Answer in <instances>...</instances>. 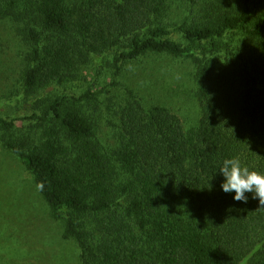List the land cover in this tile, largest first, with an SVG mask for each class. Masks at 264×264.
Instances as JSON below:
<instances>
[{"label": "trees", "instance_id": "16d2710c", "mask_svg": "<svg viewBox=\"0 0 264 264\" xmlns=\"http://www.w3.org/2000/svg\"><path fill=\"white\" fill-rule=\"evenodd\" d=\"M0 23L24 44L32 107L0 116V129L29 120L44 128L39 142L2 143L66 221L64 238L80 242L83 264H264V207L252 193L243 202L224 192L219 170L238 158L264 174V0H0ZM107 52L116 76L146 54L190 60L198 120L187 128L130 84L119 83L124 98L107 110L92 88L35 99ZM113 109L114 142L100 126Z\"/></svg>", "mask_w": 264, "mask_h": 264}, {"label": "rangeland", "instance_id": "374dc122", "mask_svg": "<svg viewBox=\"0 0 264 264\" xmlns=\"http://www.w3.org/2000/svg\"><path fill=\"white\" fill-rule=\"evenodd\" d=\"M14 38L10 23H0V116L30 114L32 108L23 89L26 50ZM180 40L185 39L180 35ZM190 62L169 54L151 53L127 64L124 73L116 76L112 52L95 54L73 79L59 80L40 89L35 99L48 102L63 93L80 95L92 88L103 93L101 108L107 110L112 104L119 108L124 98L119 83L130 84L140 89L148 105L167 106L189 128L200 116ZM116 110L103 114L100 126L104 140L114 142V131L119 125ZM43 130L42 123L35 120L20 121L12 130L0 129V264H83L80 242L64 238L66 221L52 216L34 176L20 157L2 143L6 137L24 136L39 142ZM87 217L83 215L82 226L94 228L100 236L94 218ZM92 249L94 243L88 238L87 251L93 254Z\"/></svg>", "mask_w": 264, "mask_h": 264}, {"label": "clouds", "instance_id": "9594fccd", "mask_svg": "<svg viewBox=\"0 0 264 264\" xmlns=\"http://www.w3.org/2000/svg\"><path fill=\"white\" fill-rule=\"evenodd\" d=\"M219 170L225 177L221 185L224 192L234 191V200L243 202L248 199L245 193H252L254 199L258 198L259 207H264V174L242 167L238 158L223 160Z\"/></svg>", "mask_w": 264, "mask_h": 264}]
</instances>
